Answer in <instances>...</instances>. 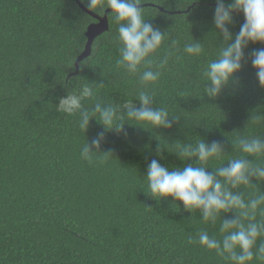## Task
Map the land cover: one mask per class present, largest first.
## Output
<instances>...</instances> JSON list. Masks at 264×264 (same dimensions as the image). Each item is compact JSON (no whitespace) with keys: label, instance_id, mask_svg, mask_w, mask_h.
<instances>
[{"label":"trees","instance_id":"trees-1","mask_svg":"<svg viewBox=\"0 0 264 264\" xmlns=\"http://www.w3.org/2000/svg\"><path fill=\"white\" fill-rule=\"evenodd\" d=\"M143 3L154 5L143 7L145 20L167 33L166 43L179 41L159 81L148 88L152 106L167 108L174 118L170 127L155 130L125 119L134 126L105 133L101 151L108 155L89 163L80 148L103 127L93 119L82 133L78 115L59 113L56 105L68 92L95 83L96 99L140 106L138 77L116 63L117 25L109 17L110 30L69 78L95 20L74 0H0V264H230L188 240L202 230L219 237V220L205 223L180 202L153 199L144 179L153 159L170 170L196 166V159L182 161L172 153L176 143L218 142L226 164L241 155L231 143L238 135L264 137V126L247 129L252 113L264 111V88L251 64L264 45L250 43L236 80L209 98L201 73L223 40L214 25L215 0ZM244 22L243 13H233L229 31L237 34ZM194 41L204 48L198 58L183 53L184 44ZM257 186L264 191V184ZM254 192L246 190L245 198Z\"/></svg>","mask_w":264,"mask_h":264},{"label":"clouds","instance_id":"clouds-1","mask_svg":"<svg viewBox=\"0 0 264 264\" xmlns=\"http://www.w3.org/2000/svg\"><path fill=\"white\" fill-rule=\"evenodd\" d=\"M93 13L105 14L110 9V19L117 25V43L119 58L116 63L128 76L138 77L140 88L137 96L140 106L131 101L123 104L114 101L96 99L98 89L95 83L84 84L78 91H70L59 98L56 109L65 115H78V128L87 133L90 122L95 119L103 127L96 137L87 140L80 148L83 160L92 163L94 158H104L102 144L107 132H122L125 119L134 121L135 126L152 130L171 126L169 111L164 107H153V94L149 86H155L163 69L174 55L179 41L168 40L162 33L145 20L143 0H81ZM214 25L217 36L223 35L219 42L216 58L210 60L202 70L201 76L207 81L204 94L217 98L222 91L236 80L237 74L247 62L245 49L251 44L264 45V0H215ZM188 5L181 3L180 8ZM242 12L245 22L237 34L233 35L228 26L233 23V13ZM163 52V58L157 57ZM202 43L189 42L183 46V53L190 58L203 54ZM251 64L257 79L264 88V48L253 52ZM102 85V84H101ZM94 101L90 109L84 102ZM126 110V112L124 111ZM249 125L264 126V111H255ZM134 126V125H133ZM246 129V131H247ZM234 152L241 153L224 163V148L218 142L207 143L200 139L196 143L175 144V153L180 160H197L196 166L186 165L168 169L153 159L148 165L147 192L160 201L171 198L183 204L190 213L198 212L202 221L215 225L220 221L219 237L200 231L196 237L189 236L191 244L214 251L230 264H251L254 260L264 261V191L257 184H264V137L251 133L238 135L231 141ZM95 149V151L93 150ZM230 156V155H227ZM254 158L252 161L249 158ZM218 161V166H210ZM212 169L213 171H208ZM256 181L257 183H253ZM255 189L254 194L245 198V191ZM235 213L232 220L221 217Z\"/></svg>","mask_w":264,"mask_h":264},{"label":"water","instance_id":"water-1","mask_svg":"<svg viewBox=\"0 0 264 264\" xmlns=\"http://www.w3.org/2000/svg\"><path fill=\"white\" fill-rule=\"evenodd\" d=\"M74 1L82 9V11L85 12L86 14H88L90 17H92L95 20V22L90 24L87 28V31H86L87 43H86L85 49L82 52V54L75 61L76 71L74 73H72L71 75H69V78L77 75L80 71L81 62L91 56L93 44L96 41V39L110 30V24H109V14L111 12L110 9H108L104 15H98L96 13L91 12L81 2V0H74ZM148 6H154V5L146 4V5H143L142 7H148ZM237 13H242V12H237ZM234 14H236V13H234Z\"/></svg>","mask_w":264,"mask_h":264}]
</instances>
